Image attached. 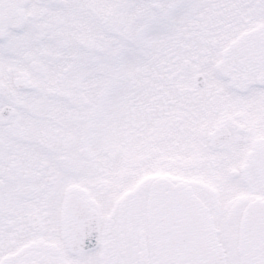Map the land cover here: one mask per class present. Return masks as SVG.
Segmentation results:
<instances>
[{"label": "snow or ice", "instance_id": "6c2138e0", "mask_svg": "<svg viewBox=\"0 0 264 264\" xmlns=\"http://www.w3.org/2000/svg\"><path fill=\"white\" fill-rule=\"evenodd\" d=\"M0 264H264V0H0Z\"/></svg>", "mask_w": 264, "mask_h": 264}]
</instances>
